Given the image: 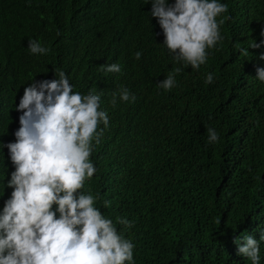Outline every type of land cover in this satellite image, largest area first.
Wrapping results in <instances>:
<instances>
[{"label":"trees","instance_id":"1","mask_svg":"<svg viewBox=\"0 0 264 264\" xmlns=\"http://www.w3.org/2000/svg\"><path fill=\"white\" fill-rule=\"evenodd\" d=\"M220 2L228 6L217 17L222 40L206 50V63L193 70L167 52L170 66L159 70L148 46L165 50L163 30L144 0H0V211L13 191L6 145L20 128L15 109L33 81L64 72L74 92L101 96L109 116L107 128L98 125L100 142H91L97 171L79 192L131 240L135 264H251L234 240L259 241L264 230V83L256 80L264 0ZM30 39L47 51L32 54ZM113 63L120 73L101 72ZM168 75L176 83L165 91L157 85ZM121 88L136 101L117 97L113 106Z\"/></svg>","mask_w":264,"mask_h":264},{"label":"clouds","instance_id":"2","mask_svg":"<svg viewBox=\"0 0 264 264\" xmlns=\"http://www.w3.org/2000/svg\"><path fill=\"white\" fill-rule=\"evenodd\" d=\"M27 2L31 4L32 0ZM144 2L152 7L150 16L163 30L158 43L165 50L158 51L154 43L148 46L154 60L163 62L159 70L170 66L167 52L177 63L190 65L193 70L204 65L206 50L222 40L217 17L227 12L228 6L220 0ZM259 47L255 43L253 48ZM28 51L37 54L47 49L30 39ZM238 52L249 54L248 49L239 47ZM142 55L137 52L135 58L139 60ZM100 70L120 73L121 65L108 64ZM257 73L256 80L264 83V67H258ZM213 82L214 74L208 73L205 83ZM175 83V78L168 75L157 86L168 91ZM117 97L123 102L136 101L127 88L113 93V106ZM15 110L22 115L15 142L6 145L15 171L7 183L13 190L11 197L0 211V264H135L131 240L118 234L113 222L94 207L91 195L79 192L85 179H91L97 171L89 157L93 137L98 144L103 135V128L97 132L98 125L102 122L105 128L109 126L101 96L91 91L83 96L74 92L68 76L60 72L59 78L56 75L53 80L33 81ZM207 136L209 143L219 140L214 129H207ZM104 206H110V201ZM119 222L132 226L127 219ZM258 231L259 241L250 234L234 240L237 255L251 264H261L264 230Z\"/></svg>","mask_w":264,"mask_h":264}]
</instances>
